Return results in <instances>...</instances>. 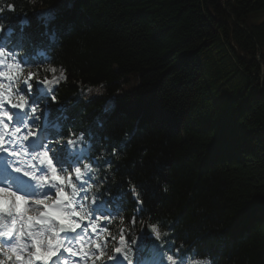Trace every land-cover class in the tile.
<instances>
[{"label":"trees","instance_id":"obj_1","mask_svg":"<svg viewBox=\"0 0 264 264\" xmlns=\"http://www.w3.org/2000/svg\"><path fill=\"white\" fill-rule=\"evenodd\" d=\"M0 8V49L17 60L11 81L31 73L34 86L49 67L65 76L56 102L46 100L48 118L67 144L84 133L86 162L103 182L98 200L116 198L104 239L131 243L150 215L213 264H264V0H0ZM124 85L131 90L119 95ZM145 241L134 262L160 248Z\"/></svg>","mask_w":264,"mask_h":264},{"label":"clouds","instance_id":"obj_2","mask_svg":"<svg viewBox=\"0 0 264 264\" xmlns=\"http://www.w3.org/2000/svg\"><path fill=\"white\" fill-rule=\"evenodd\" d=\"M8 10L14 11V8L9 5ZM3 11L4 9L0 8V12ZM3 27L4 25L0 24V29ZM9 55L11 54L5 49H0V57ZM12 59H15V56H12ZM5 63L4 59H0V64ZM11 69L9 67V71L5 73H11ZM45 70L53 69L49 67ZM6 77L10 81L14 79L12 75ZM15 79L17 80L15 94L12 91V86L0 83V153H8L9 156L14 158L9 161V165H15L16 171L24 170L25 175L35 179L34 191L36 195L23 200L10 195H0V203H2V207H0V264H9V262L10 264H48L49 257L53 253L60 252L61 249L67 250L69 246L75 248L77 245L83 246L96 243V240L87 238L89 228H84L83 232L75 238H70L65 233L75 231L78 226L76 217L80 221L86 218L91 220L93 204L99 199L97 194L101 191L103 182L99 179L100 169L89 162H82L71 173L67 168L62 170V174L58 173L54 169L47 151L30 150L26 144L29 137L35 134V128L30 127L27 120L22 125L23 128L28 129L26 133L22 132L21 126L9 128V124L5 123V119L10 120L11 117L4 107V102L15 104L16 107L21 109L27 103L26 98L19 94V77ZM64 79L63 72H61L58 79L54 77L48 83L49 91H51L53 84ZM96 91L99 92V89ZM84 99L87 100L88 98ZM52 100L56 102L57 97L53 95ZM38 110V108H33L28 114V120H31ZM36 119L38 120L39 117L37 116ZM129 138V134L125 133L124 140L127 141ZM79 141H84V133L82 132L75 140L69 139L68 143L69 145H75ZM61 142L62 138L55 141L58 144ZM112 154L116 155L115 148H113ZM102 158L103 150L99 159ZM117 159H120V157L117 156ZM41 166H46V173L41 172ZM105 170L115 180V175L111 172V165H108ZM37 173L40 174L37 175ZM46 187H50L54 191L45 193L41 197L40 193ZM163 191L168 192L167 185H164ZM81 193H83L82 197ZM133 195L140 203V192L134 190ZM78 197L81 198L78 199ZM102 218L108 219L107 216L97 215L95 220H91L89 227L95 230L99 227L98 222ZM108 223H112V220H109ZM120 223L123 225L122 218ZM145 229L148 230L152 239L159 244L162 250L161 264H213L211 254H200L197 245H188L181 241L177 246V241L173 236L174 230L164 227L160 220H153L150 215L146 219H142L140 230L143 232ZM108 235L109 233L102 228L100 234L97 235V240L103 241L104 237ZM112 235L113 239H116V234L113 233ZM136 244L135 232H133L131 243H127L124 236L120 235L118 247L109 244L103 245L106 259H114L116 251H118L127 264H134L133 246ZM168 244L173 246L171 250L166 247ZM112 249L116 251H112ZM88 251L92 250H82L81 256H86ZM18 256L22 259H18ZM56 264H74V262L71 257L65 260L61 256Z\"/></svg>","mask_w":264,"mask_h":264},{"label":"rangeland","instance_id":"obj_3","mask_svg":"<svg viewBox=\"0 0 264 264\" xmlns=\"http://www.w3.org/2000/svg\"><path fill=\"white\" fill-rule=\"evenodd\" d=\"M50 20H52L51 16H50V14H47L46 18H45V21L49 22ZM51 39H53V37H51ZM40 54H42L44 56V54L42 52H40ZM0 59H4L6 62L9 63V61L7 60L6 57H0ZM9 65H13L14 66V63L10 62ZM19 67L20 66L16 67L15 71ZM0 71H2L1 68H0ZM11 71L14 72L13 68L11 69ZM49 74H50V78H46V79L52 80L54 77L58 79L60 74H61V71L60 70H56L55 72H52L51 70H49ZM34 80H35V76L34 75H30L27 79H25L23 81L22 84L21 83L18 84V86H22L21 88H23L24 91H25V93H24V92H21V90L19 89V94L23 95L26 98V100H27V103H26V105H25V107L23 109H21L19 107L7 106V105H10V104L7 101L4 102V107L7 109L8 113H9V116H11L13 114L12 113L13 111H16V112H20L21 111V112H23L25 114V117L21 118L22 120H20V121H15L14 119L10 120L9 122L11 124H9V128L11 129L12 126H21L22 127V125L24 124V122L26 120H27V123H28V125L30 127H34L35 128V134L33 136H35L37 134V130H38L37 128H39V127L43 128L42 132H43V135L45 134L44 135V141L45 142H43V145H41V142H40L41 150L48 152L50 158L53 160V166H54V163L55 164L57 163V162H55V159H60V161H61V159L65 160V161H62L59 164H56L55 167L57 168L58 173L62 174V170L64 168H67L69 170V172L71 173L76 166H79L81 164V159L84 158L85 155H88L89 148L91 146H90V144H88V142H86L85 145H83V141H79L78 144L70 145V146H67L66 143L63 142V141L61 143H59V144L55 143V141L57 139L54 138V135L51 133L52 130L50 129V123H49V120H48V114H42V111H39L37 113L38 117H39L38 120L36 119L37 116H35V115L33 116V118L31 120H28V114L32 111L33 108L37 107L36 102H34V99H35L34 91L35 90L37 91L36 92L37 96L47 97L50 94L52 95V93L58 87V85L61 82L64 81V80L63 81H58L57 83H55L56 85L53 84L51 86V91H49V89L45 85H43V83H42L43 80H45V79L37 80V81H41V83L36 81L34 86H33L32 83L34 82ZM25 81H30L31 89L28 88L27 84H25ZM5 84H7V82ZM16 85L17 84H15V86ZM10 86H12V85H10ZM16 90H17L16 87H12V91H13L14 94H15ZM130 90H131V86L124 85L122 90H120L118 94L121 95L124 92L130 91ZM38 99H41V98H38ZM27 131H28V129H26V132ZM33 136L29 137V139L32 138ZM38 139H39V137H38ZM26 144L29 145V143H27V142H26ZM5 147H7V145H5ZM67 147H69V148L67 149ZM9 160L11 161L10 158H9ZM68 160H70L72 162L68 163ZM78 162H79V164H78ZM46 170H47V168H46ZM73 179H74V176H73ZM28 190H32V189H28ZM50 191H54V190L50 189ZM28 193L30 194V196L27 197V198L35 196V192L34 191L33 192L28 191ZM0 195H6V194H0ZM40 195H41V197H43L42 193H40ZM80 198L81 197H78V199H80ZM97 204L98 203L95 202L93 204V206H95ZM0 207H2V203H0ZM76 219H77V223L80 224V228L76 229V232L78 231L79 233H82L83 229L87 228V227H83L82 226V222H83L84 224L88 225V228H89L88 234L90 233V234L95 236V237H89V239L96 240L95 244H86V245H83V246L79 245V247H80L79 250H77L76 247L73 248L74 252L79 254V258L78 259L83 261L82 264H85V262H86V264H101V263L102 264H127V262L123 259V257L120 254L116 255V257L112 261H109L108 259H106L105 249H104L103 245L104 244L111 245V242L106 241L104 243V241H103V244L101 245V241L96 239L98 234L93 229H91L89 227L92 219L90 220V219L86 218L83 221H80L78 217H76ZM143 238H144L143 234H140L137 237V244L133 246V250L138 249V247L144 242ZM97 243L100 244L102 247L99 248V249H96V244ZM118 246H119V241H118ZM87 249H91L92 251H88L87 255L82 257L81 254H80L81 251L82 250H87ZM62 250L63 249H61V251ZM93 250H94V254H93ZM101 253H104V255L101 256ZM161 261H162V251L160 250V248L158 246L152 245L151 248H150L149 257H145V258L144 257H140L139 264H161ZM9 264H10V262H9Z\"/></svg>","mask_w":264,"mask_h":264},{"label":"bare ground","instance_id":"obj_4","mask_svg":"<svg viewBox=\"0 0 264 264\" xmlns=\"http://www.w3.org/2000/svg\"><path fill=\"white\" fill-rule=\"evenodd\" d=\"M0 68L2 69L3 72H8L9 71V63L6 62L5 64H0ZM7 84H9V82H7ZM15 83H10L9 85H12V87H14ZM56 85V84H55ZM34 141V145L35 146V151H40V142L37 136L33 137L32 139H30L29 144L31 142ZM8 153H0V173L3 169H6V173H2L0 174V179L2 180V182H5L6 185H9L10 188H13V190H20L23 192H27L28 190V185L32 186V190H30L31 192L34 191V186H35V179L31 176L25 175V171L24 170H20V171H16L15 170V165L14 166H10L9 165V159L7 158ZM8 157L13 160L14 158L9 156ZM41 169L43 172H47L46 167L45 166H41ZM34 185V186H33ZM5 186V185H4ZM50 187H47V189H49ZM35 192V191H34ZM28 196H30L29 193H27ZM36 195V192H35ZM70 247V246H69ZM67 253V250H65ZM63 252V250H62ZM55 254V253H53ZM59 254V253H58ZM68 257V255L66 256ZM39 257H37L38 259ZM50 259V257H49ZM56 259V258H53Z\"/></svg>","mask_w":264,"mask_h":264},{"label":"snow or ice","instance_id":"obj_5","mask_svg":"<svg viewBox=\"0 0 264 264\" xmlns=\"http://www.w3.org/2000/svg\"><path fill=\"white\" fill-rule=\"evenodd\" d=\"M9 67L10 68H13L14 66L13 65H9ZM16 67H18V66H16ZM52 72H55V69L53 68V70H51ZM8 75H11V73H5V72H3V71H0V77H5V76H8ZM29 75H32L31 73H29ZM53 80V79H52ZM52 80H48V79H45V80H43V85H45L46 87L48 86V83L50 82V81H52ZM37 82H40L41 83V81H37ZM25 84H27V86H28V88L29 89H31V83H30V81H26L25 82ZM48 88V87H47ZM12 107H16L15 106V104H12V103H9ZM47 155L49 156V154L47 153ZM50 157V156H49ZM50 160H51V163H52V165H53V161H52V159L50 158ZM54 169L57 171V168L54 166ZM58 172V171H57ZM0 194H6V195H10V196H13V197H16V198H18V199H26L24 196H22V195H18L15 191H12V190H9L8 188H6V187H0ZM91 219L92 220H95L96 219V217H91ZM78 228H80V224H78V226H77V228L76 229H78ZM76 229H75V231H73V233H76ZM95 231V230H94ZM79 234V233H78ZM102 246L100 245V244H96V249H99V248H101ZM71 251H73V249H71L70 251H68L67 253H70L71 254ZM114 251H116L115 249H114ZM64 252H66L64 249H63V252L60 250V252H58L59 254H60V256H63V253ZM93 252H94V250H93ZM58 253H55V254H53L51 257H50V259L48 260V262L49 261H52V264H56V262L60 259V256H58ZM104 255V253H101V256H103ZM116 255H119V252L118 251H116ZM73 256V255H72ZM74 256H76V255H74ZM18 259H22V257H17ZM53 258H56V259H53ZM9 259H11V257H9ZM109 261H112V260H114V259H108Z\"/></svg>","mask_w":264,"mask_h":264},{"label":"water","instance_id":"obj_6","mask_svg":"<svg viewBox=\"0 0 264 264\" xmlns=\"http://www.w3.org/2000/svg\"><path fill=\"white\" fill-rule=\"evenodd\" d=\"M64 81H65V79H64ZM144 235L147 236V237L151 236L147 229L144 230Z\"/></svg>","mask_w":264,"mask_h":264}]
</instances>
